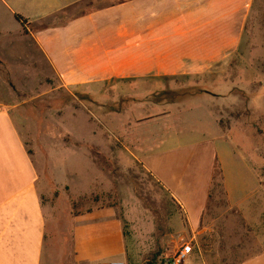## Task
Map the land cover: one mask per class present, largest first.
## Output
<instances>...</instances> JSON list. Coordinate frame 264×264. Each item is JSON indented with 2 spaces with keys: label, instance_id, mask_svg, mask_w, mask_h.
<instances>
[{
  "label": "crops",
  "instance_id": "0c3cea01",
  "mask_svg": "<svg viewBox=\"0 0 264 264\" xmlns=\"http://www.w3.org/2000/svg\"><path fill=\"white\" fill-rule=\"evenodd\" d=\"M99 2L0 0V22L12 24L0 30V47L28 39L65 85L97 102L95 88L106 79L191 72L222 60L241 45L255 6V0ZM126 113L125 159L141 165L182 214L192 246L186 259L215 254L243 257L224 264H264V182L249 156L238 154L214 124L208 135L182 138L187 117L193 115L197 130L207 121L199 112L169 109L137 120ZM108 116L115 121L117 110ZM67 157L60 153L47 173L46 188L51 180L60 194L43 195L37 167L11 114L0 107V264H129L112 206L69 211L84 190L68 180L77 173L60 164ZM217 240L224 244L213 248Z\"/></svg>",
  "mask_w": 264,
  "mask_h": 264
},
{
  "label": "rangeland",
  "instance_id": "374dc122",
  "mask_svg": "<svg viewBox=\"0 0 264 264\" xmlns=\"http://www.w3.org/2000/svg\"><path fill=\"white\" fill-rule=\"evenodd\" d=\"M105 1L121 0H100V6ZM256 3L241 45L222 60L202 70L197 65L191 72L106 79L95 88L97 102L76 86L65 85L28 39L15 37L14 48L0 47V107L11 114L37 167L38 187L46 196L60 194L51 180L46 188L47 173L60 153L68 154L60 164L76 171L68 180L84 190L69 202V211L112 206L125 235L129 264H164L187 238L184 218L166 191L141 165L125 159L121 127L127 111L129 120L169 109L201 113L207 121L200 130L192 115L184 121L181 137L197 139L209 133L208 126H218L238 154L249 156L264 182V0ZM10 27L6 19L0 22V30ZM111 108L117 110L115 121L108 116ZM212 244L217 248L224 241ZM241 258L213 254L182 264H224Z\"/></svg>",
  "mask_w": 264,
  "mask_h": 264
},
{
  "label": "built area",
  "instance_id": "2783aa9c",
  "mask_svg": "<svg viewBox=\"0 0 264 264\" xmlns=\"http://www.w3.org/2000/svg\"><path fill=\"white\" fill-rule=\"evenodd\" d=\"M191 252H192L191 244L189 242H185L178 249L174 251L171 257L164 259L163 262L164 264H182Z\"/></svg>",
  "mask_w": 264,
  "mask_h": 264
},
{
  "label": "trees",
  "instance_id": "16d2710c",
  "mask_svg": "<svg viewBox=\"0 0 264 264\" xmlns=\"http://www.w3.org/2000/svg\"><path fill=\"white\" fill-rule=\"evenodd\" d=\"M256 0H255V6H256ZM15 18L18 20V21H20V23L23 25V24H25V19L22 17V16H20L19 14H15ZM247 29H248V27H247ZM74 213H79V212H74ZM161 239V238H160ZM159 254H160V252H159ZM158 254V255H159Z\"/></svg>",
  "mask_w": 264,
  "mask_h": 264
}]
</instances>
